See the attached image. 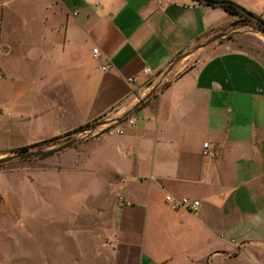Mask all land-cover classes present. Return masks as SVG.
I'll return each mask as SVG.
<instances>
[{
  "label": "crops",
  "instance_id": "1",
  "mask_svg": "<svg viewBox=\"0 0 264 264\" xmlns=\"http://www.w3.org/2000/svg\"><path fill=\"white\" fill-rule=\"evenodd\" d=\"M231 1L264 16V0ZM236 19L193 0H0V158L104 116L124 133L71 148L99 143L84 167L108 170L119 264H264V62L221 41L164 75Z\"/></svg>",
  "mask_w": 264,
  "mask_h": 264
},
{
  "label": "rangeland",
  "instance_id": "2",
  "mask_svg": "<svg viewBox=\"0 0 264 264\" xmlns=\"http://www.w3.org/2000/svg\"><path fill=\"white\" fill-rule=\"evenodd\" d=\"M221 41L264 62V34L251 26L228 31ZM103 136L74 137L82 140L79 146ZM86 147L77 160L71 148L63 156L0 165V264H119L124 250L113 236L117 197L99 160L92 169L84 167L87 152L99 143ZM123 256L131 259L130 250Z\"/></svg>",
  "mask_w": 264,
  "mask_h": 264
},
{
  "label": "trees",
  "instance_id": "3",
  "mask_svg": "<svg viewBox=\"0 0 264 264\" xmlns=\"http://www.w3.org/2000/svg\"><path fill=\"white\" fill-rule=\"evenodd\" d=\"M193 1L200 3V4H203L205 6L222 8L223 10H225L228 13L237 17V19L235 21L231 22L230 24H228L224 27H221V28L215 30L211 35H208L207 37H205V40L208 39L209 37H211L212 35L217 34L219 32L229 31V30L236 29L240 26H247V25L261 31L264 34V16L256 15L255 13L246 10L245 8H243L242 6L238 5L237 3H235L231 0H193ZM155 95H156V93L153 94L150 97V99L152 97H154ZM150 99H148L145 103H143L141 106H139L136 110L142 108L145 104H147L149 102ZM102 118H104V116H101V117L95 119L94 121L87 123L84 126H80L77 129H74L73 131H70L64 135L54 137V138H50V139H46V140L31 144L28 146L17 148L15 150L11 151L10 155L21 153V152H27L29 150L43 149L46 147H52V146H55L57 144H60L63 141H65L66 139L74 137L77 133L94 127L100 120H102ZM128 118H129V116L124 117L120 120V122L121 123L123 121L125 122Z\"/></svg>",
  "mask_w": 264,
  "mask_h": 264
},
{
  "label": "water",
  "instance_id": "4",
  "mask_svg": "<svg viewBox=\"0 0 264 264\" xmlns=\"http://www.w3.org/2000/svg\"><path fill=\"white\" fill-rule=\"evenodd\" d=\"M228 36V32L227 31H222L219 32L217 34L212 35L211 37H209L207 40L198 43L197 45H195L192 49H190L189 51H187L186 53L178 56L173 63L170 65V67L167 69V71L165 72L164 75H167L171 69L174 67V65L180 61L182 58H184L187 55H190L194 52H196L199 49L205 48L217 41H220L222 39L227 38ZM161 82L154 85L152 87V89L150 90V92L145 95L142 99L139 100V102L127 113H125L123 115V117L117 119V121H120L122 118L127 117L128 115H130L131 113H133L139 106H141L143 103H145L155 92H157V90L161 87ZM111 120H102L100 122H98L95 126H100V125H105L108 124ZM82 140L75 138V137H71L69 139H66L65 141H63L60 144H57L55 146H52L50 148H46V149H38V150H29L27 152H21V153H17V154H11V155H7L5 157L0 158V165L10 162V161H14V160H29V159H35V158H44V157H48L50 155H54L56 153L62 152L65 149L71 148L75 145H77L78 143H80Z\"/></svg>",
  "mask_w": 264,
  "mask_h": 264
},
{
  "label": "built area",
  "instance_id": "5",
  "mask_svg": "<svg viewBox=\"0 0 264 264\" xmlns=\"http://www.w3.org/2000/svg\"><path fill=\"white\" fill-rule=\"evenodd\" d=\"M93 56L97 59L100 58V52L98 48L93 49ZM111 68H112V65L110 63H105L101 66V69L104 71L110 70ZM142 73L144 76H150L153 74V72L149 68H145ZM135 81H136L135 77H130L127 79L128 83H135ZM126 123L129 125L133 124L134 123L133 118L127 119ZM123 133H124V127L121 124H117L115 126L105 124V125L97 126L95 128L92 127L90 129L81 131L77 133L75 136H78L80 138H87L89 136L102 134V135H106L109 137H113V136L122 135ZM203 155L209 158L214 157V150H213L212 145L209 142H205L203 144ZM165 202L168 205V207L173 211L186 210V211L195 213L199 210L201 206V203L199 200L190 199L188 197L176 198V197H173L172 195H166Z\"/></svg>",
  "mask_w": 264,
  "mask_h": 264
}]
</instances>
